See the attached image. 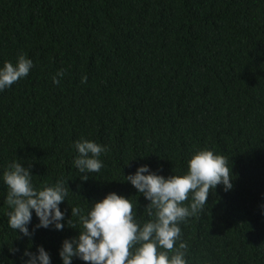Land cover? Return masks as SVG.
Segmentation results:
<instances>
[{"label":"trees","instance_id":"16d2710c","mask_svg":"<svg viewBox=\"0 0 264 264\" xmlns=\"http://www.w3.org/2000/svg\"><path fill=\"white\" fill-rule=\"evenodd\" d=\"M21 53L33 67L0 91V264L40 246L63 264L81 229L67 225L71 207L86 214L109 193L142 225L149 201L124 176L184 175L204 149L228 159L233 187L210 191L176 246L187 243V264H264V0H0V67ZM81 138L109 149L87 181L73 164ZM13 161L32 165L37 189L68 181L63 230L35 228L34 210L31 237L8 226Z\"/></svg>","mask_w":264,"mask_h":264},{"label":"clouds","instance_id":"9594fccd","mask_svg":"<svg viewBox=\"0 0 264 264\" xmlns=\"http://www.w3.org/2000/svg\"><path fill=\"white\" fill-rule=\"evenodd\" d=\"M32 67L33 61L24 53L18 55L15 64L5 61L0 67V91L26 77ZM63 75L64 70H59L52 78L53 83L59 84L58 78ZM81 83H87L86 76L81 77ZM73 147L77 151L73 164L83 174L79 176L81 181H87L89 174L99 173L104 167L99 157L107 154V146L81 138ZM31 166L13 161L3 172L2 179L7 186L5 203L10 209L8 226L31 237L35 229L29 232L27 226L34 210L39 220L35 228L54 226L56 230H63L65 225L61 221L65 214L59 205L66 201L68 181L61 179L53 186L37 189L32 183ZM124 177L149 201L144 207L149 219L142 225L138 223L130 199L116 193L93 202L86 214L78 206L71 207L67 225L76 229L72 218L78 217L81 229L77 237L63 241L59 251L63 264H72L73 257L85 264H187V243L176 246L182 236L179 225L206 210L208 195L218 185H223L224 191L233 187L228 159L207 149L192 155L184 175L165 178L143 165L135 174ZM189 198L190 203H186ZM37 253L26 250L24 256L29 257L26 264H51L50 255L42 246L37 248Z\"/></svg>","mask_w":264,"mask_h":264}]
</instances>
